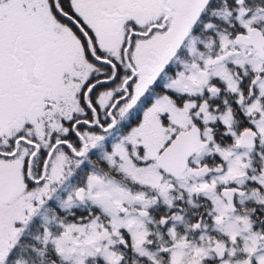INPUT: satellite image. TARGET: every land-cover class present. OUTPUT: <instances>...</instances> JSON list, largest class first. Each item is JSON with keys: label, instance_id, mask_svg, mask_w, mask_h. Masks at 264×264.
Listing matches in <instances>:
<instances>
[{"label": "snow or ice", "instance_id": "6c2138e0", "mask_svg": "<svg viewBox=\"0 0 264 264\" xmlns=\"http://www.w3.org/2000/svg\"><path fill=\"white\" fill-rule=\"evenodd\" d=\"M0 264H264V0H0Z\"/></svg>", "mask_w": 264, "mask_h": 264}]
</instances>
